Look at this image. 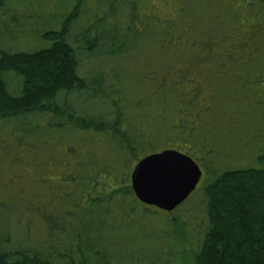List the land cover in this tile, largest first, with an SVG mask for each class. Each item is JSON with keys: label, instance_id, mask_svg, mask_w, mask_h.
Masks as SVG:
<instances>
[{"label": "trees", "instance_id": "16d2710c", "mask_svg": "<svg viewBox=\"0 0 264 264\" xmlns=\"http://www.w3.org/2000/svg\"><path fill=\"white\" fill-rule=\"evenodd\" d=\"M8 1L0 0V10ZM113 1L119 11L125 9L122 16L128 15V23H123L126 38L149 35L148 27L135 32L136 24L141 23L137 0ZM261 2L264 14V0ZM81 7L82 0L67 15L60 30L40 32L41 38L52 43L50 47L29 53L0 51V135L10 139L18 151L26 149L31 154L27 157L33 159L57 138L89 147L105 141L112 147L114 159L131 165L130 171L100 164L97 158L81 161L78 168L73 167V174H56L68 185H55L63 191L52 209L30 198L18 199L12 191L0 196V264H264V150L255 157L258 168L231 163L239 160L237 156L220 161L222 164L211 172L196 196L198 207L191 211L192 219L184 221L176 216L173 226L168 222L164 227L160 209L143 204L135 196L132 170L141 159L154 153L167 149L185 154L193 151L180 145L182 150L169 146L176 141L173 137L163 142L167 134H157L150 142L141 122L120 106L122 87L107 86L100 75H78L81 53L95 54L103 46L97 35L86 39L80 49L68 41L81 16ZM172 22L175 25V20ZM156 34L153 31L151 36ZM206 40L196 43L197 51L203 55L191 62L194 65L213 60L212 41ZM116 41L109 39L105 55L122 56L114 49ZM225 56L230 63L238 61L232 53ZM9 73L21 81L20 96L9 92L5 79ZM191 93V97L178 94L176 102L190 105L199 96L200 88ZM230 128L227 133L234 130ZM237 141L239 147L252 144L245 139ZM165 142L168 147L162 151L149 152ZM12 151V145L2 144L0 160L7 159L12 164L25 161L21 156L12 157ZM68 152L76 154V149L69 148ZM21 170L27 173L32 169ZM11 174V170L0 174L1 181L7 183L4 188L10 190ZM15 215L24 219L23 227L12 223ZM38 215L45 219L44 239L35 246H21L32 238ZM17 230L24 234V240H17L19 246L14 245L13 232ZM179 240L187 247L181 255L176 253Z\"/></svg>", "mask_w": 264, "mask_h": 264}, {"label": "rangeland", "instance_id": "374dc122", "mask_svg": "<svg viewBox=\"0 0 264 264\" xmlns=\"http://www.w3.org/2000/svg\"><path fill=\"white\" fill-rule=\"evenodd\" d=\"M78 1L9 0L0 10V51L29 53L50 47L52 43L41 38L40 32L60 30ZM137 1L141 23L136 24L135 32L141 33L143 27H148L149 35L126 38L123 23H128V15L122 16L125 9L119 11L113 0H82L81 16L73 25L68 41L80 49L86 39L94 35L101 37L103 46L97 53H81L78 75L83 78L100 75L107 86L122 87L119 89L120 106L141 122L148 140L151 142L157 134H167L163 142L175 137L176 143L169 146L191 149L193 152L188 154L202 168L199 185L183 204L171 213L158 211L165 227L168 222L172 225L176 216L184 221L191 218L194 213L191 211L198 207L196 196L200 188L219 163L222 164L220 161L237 156L239 160L230 162L237 163L238 167L260 166L255 157L264 150L263 3L261 0ZM242 10L247 13L243 14ZM153 31L157 34L151 36ZM207 38L212 41L213 60L194 65L191 62L203 55L197 51L196 43L207 41ZM109 39H117L114 49L121 57L105 55ZM169 40L174 41L169 44ZM227 52L234 54L238 61L230 63L225 56ZM147 75H151L150 78ZM5 79L9 92L20 96L19 77L9 73ZM196 88H200V94L190 105L176 102L178 94L191 97ZM229 128L232 131L227 133ZM240 139L252 144L239 147L236 143ZM55 141L40 149L33 159L27 157L31 154L26 149L18 151L10 139L0 135V146L12 145V157L21 156L25 160L16 162L18 164L0 160V174L11 170L13 176L12 190L4 188L7 183L0 179V196L12 191L18 194V199L30 198L52 209L59 203L63 191L55 185H68L61 177L73 174V167L78 168L77 163L81 161L97 158L100 164L106 163L118 171H130L131 165L114 159L110 152L112 147L105 141H97L92 147L67 138ZM167 142L149 152L162 151L168 147L164 145ZM69 148L76 149V154L69 153ZM213 151H217L216 156ZM20 165L23 170H32L23 173ZM58 173L60 178L55 177ZM18 216L15 215L12 223L23 227L25 221ZM156 223L161 225L159 221ZM34 227L29 241L24 240L21 230L13 232L14 245L19 246L21 243L17 240L21 239L25 241L21 246L31 247L44 239L43 216L38 215ZM178 243L176 253L181 255L186 252V246L181 240Z\"/></svg>", "mask_w": 264, "mask_h": 264}, {"label": "water", "instance_id": "95a60500", "mask_svg": "<svg viewBox=\"0 0 264 264\" xmlns=\"http://www.w3.org/2000/svg\"><path fill=\"white\" fill-rule=\"evenodd\" d=\"M202 176V168L191 156L167 149L136 164L131 187L143 204L171 213L196 190Z\"/></svg>", "mask_w": 264, "mask_h": 264}]
</instances>
